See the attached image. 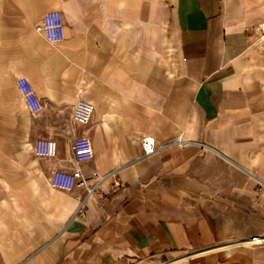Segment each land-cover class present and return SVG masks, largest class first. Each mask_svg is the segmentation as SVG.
<instances>
[{"label": "crops", "instance_id": "obj_1", "mask_svg": "<svg viewBox=\"0 0 264 264\" xmlns=\"http://www.w3.org/2000/svg\"><path fill=\"white\" fill-rule=\"evenodd\" d=\"M51 10L58 43L35 28ZM263 26L264 0H0V264H264V243L241 242L264 236ZM77 137L93 143L89 182L123 181L84 214L83 188L50 184ZM38 138L58 156H35Z\"/></svg>", "mask_w": 264, "mask_h": 264}, {"label": "built area", "instance_id": "obj_2", "mask_svg": "<svg viewBox=\"0 0 264 264\" xmlns=\"http://www.w3.org/2000/svg\"><path fill=\"white\" fill-rule=\"evenodd\" d=\"M35 28L37 32L44 35L51 42L58 43L65 39L64 16L59 10L46 12ZM16 84L31 114H37L43 108V102L30 79L26 76H19ZM93 112L94 104L92 102L86 99H79L73 109L72 121L74 123L87 124L91 120ZM177 143L184 145L188 141L179 138ZM141 145L143 156H149L157 150L155 138L149 135L142 136ZM71 149L72 153L68 160L71 168L53 169L50 176V184L54 188L65 191H73L77 187L83 188L84 194H78L76 198L78 200L77 213L84 214L88 200L95 194L103 181L111 179L115 187L123 186V181L119 177L118 169L102 175L95 172L93 182H89L84 176L79 165L81 162L89 160L94 156L93 143L89 137L75 138L72 141ZM32 151L39 158L54 159L58 156V144L53 138H38L32 144ZM261 186L264 188L263 183ZM241 242L262 244L264 243V236H251L250 238L241 240Z\"/></svg>", "mask_w": 264, "mask_h": 264}, {"label": "rangeland", "instance_id": "obj_3", "mask_svg": "<svg viewBox=\"0 0 264 264\" xmlns=\"http://www.w3.org/2000/svg\"><path fill=\"white\" fill-rule=\"evenodd\" d=\"M261 39L264 40V26L262 27V34H261Z\"/></svg>", "mask_w": 264, "mask_h": 264}]
</instances>
